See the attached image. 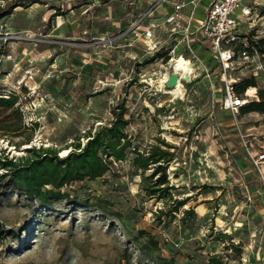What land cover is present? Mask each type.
Segmentation results:
<instances>
[{
    "label": "rangeland",
    "instance_id": "374dc122",
    "mask_svg": "<svg viewBox=\"0 0 264 264\" xmlns=\"http://www.w3.org/2000/svg\"><path fill=\"white\" fill-rule=\"evenodd\" d=\"M251 9L239 31L249 58L238 44L231 74L252 77L256 97L247 98L258 100L264 0ZM160 16L155 0H41L0 19V96L18 95L25 126L0 138V153L17 158L43 146L63 156L123 100L134 145H174L167 177L174 197H189L179 212L159 215L168 204L141 190L132 154L99 177L64 185L70 196L45 205L6 182L0 264H158V253L171 264H264V161L258 168L251 159L264 151V113L224 109L216 62L196 47H178L195 61L194 79L180 86L181 97L165 92L157 74L174 41ZM149 23L156 46L143 35ZM9 112L0 107V117Z\"/></svg>",
    "mask_w": 264,
    "mask_h": 264
},
{
    "label": "trees",
    "instance_id": "16d2710c",
    "mask_svg": "<svg viewBox=\"0 0 264 264\" xmlns=\"http://www.w3.org/2000/svg\"><path fill=\"white\" fill-rule=\"evenodd\" d=\"M0 5V19L10 15L16 7H26L41 0H5ZM152 60V59H150ZM255 84L252 77L243 78L233 83L237 94L242 95L245 89ZM18 95L10 92L6 97L0 96V107L10 110L0 117V138L9 134H19L24 123L21 111L14 107ZM240 112L258 111L264 113V88L258 89V100H249L239 107ZM126 106L119 100L111 109L112 118L108 123L102 124L93 132L86 133V141L73 143V149H68L63 156L57 155L52 147H27L26 155L21 157H8L5 149L0 153V186L9 182L30 198L34 197L42 204H49L53 198H68L70 195L62 191V187L73 181H81L85 177L94 179L103 175L112 166L113 161H123L132 154L131 165L139 172L141 177L140 188L149 198L162 200L168 204L166 211L160 210L159 215L175 214L186 205L189 197H174L173 185L167 177V165L174 159V145L157 138L156 143L148 144L141 150L132 143L127 132L130 119L126 118ZM10 115L16 117L15 122H8ZM35 128V124L32 125ZM29 141V139H28ZM17 146V144H13ZM150 170V171H149ZM86 199L85 203L88 204ZM95 205L103 208L98 201ZM192 207L183 210V215H191ZM0 223V228H1ZM147 244L141 246L146 254ZM158 264H171V260L160 255H151ZM212 264L217 259L211 257Z\"/></svg>",
    "mask_w": 264,
    "mask_h": 264
},
{
    "label": "built area",
    "instance_id": "2783aa9c",
    "mask_svg": "<svg viewBox=\"0 0 264 264\" xmlns=\"http://www.w3.org/2000/svg\"><path fill=\"white\" fill-rule=\"evenodd\" d=\"M167 0H155V5H162ZM201 0H176L172 4V10L168 12L163 23L168 25L170 36L173 37V46L170 49V60L166 65L162 64L158 70V78L160 86L165 88V82L168 79L169 73L177 74V83L180 82L181 87L183 82H191L195 74V61L189 56L178 52L179 45L185 46L188 49L198 48L204 52H209L211 58L216 62L218 75L220 80V90L224 91L222 106L224 109L238 111L239 107L249 99L247 96L256 97V87L248 86L245 89L246 98L236 93L233 83L238 77L231 74L236 61L235 47L242 44L240 50L244 59L249 58L248 45L246 37L243 40L239 38L240 25L244 19H249L252 13L251 4L256 0H210L207 8L201 16H197L196 9ZM150 23L144 30L143 35L146 40L153 42L155 35L153 27ZM179 58H183L190 62L192 72L188 79L180 76V71H174L173 67ZM252 87L253 93L249 92ZM252 165L258 168L264 161V151H259L251 156Z\"/></svg>",
    "mask_w": 264,
    "mask_h": 264
},
{
    "label": "bare ground",
    "instance_id": "6f19581e",
    "mask_svg": "<svg viewBox=\"0 0 264 264\" xmlns=\"http://www.w3.org/2000/svg\"><path fill=\"white\" fill-rule=\"evenodd\" d=\"M174 71H180V76L181 77H189L190 73L192 72V66L190 64V62L186 61L183 58H179L177 60V62H175L174 67H173ZM181 84L180 82H178L174 87L171 88H163V90L167 93H172L178 96L179 93H182V89L180 88ZM249 90H252V87L249 88ZM180 96V95H179ZM178 96V97H179ZM181 97V96H180Z\"/></svg>",
    "mask_w": 264,
    "mask_h": 264
},
{
    "label": "crops",
    "instance_id": "0c3cea01",
    "mask_svg": "<svg viewBox=\"0 0 264 264\" xmlns=\"http://www.w3.org/2000/svg\"><path fill=\"white\" fill-rule=\"evenodd\" d=\"M174 1H176V0H167L166 1L167 2L166 6H163V5H159L158 6L159 11L161 12L160 20H163L165 15L172 10V4H173ZM209 2H210V0H201L199 2L198 6H197V9H196L197 16H201L204 13V11L207 8Z\"/></svg>",
    "mask_w": 264,
    "mask_h": 264
},
{
    "label": "water",
    "instance_id": "95a60500",
    "mask_svg": "<svg viewBox=\"0 0 264 264\" xmlns=\"http://www.w3.org/2000/svg\"><path fill=\"white\" fill-rule=\"evenodd\" d=\"M177 74L174 72L169 73L168 79L165 82V88H171L174 87L177 84ZM184 79H188V77H184Z\"/></svg>",
    "mask_w": 264,
    "mask_h": 264
}]
</instances>
